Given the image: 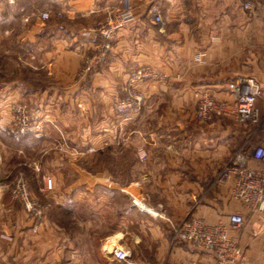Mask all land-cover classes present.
Masks as SVG:
<instances>
[{"label": "crops", "instance_id": "0c3cea01", "mask_svg": "<svg viewBox=\"0 0 264 264\" xmlns=\"http://www.w3.org/2000/svg\"><path fill=\"white\" fill-rule=\"evenodd\" d=\"M151 1L130 0L133 20L97 61L98 41L81 36V28L102 19L119 0H0V12L14 5L28 17L18 32L4 30L15 36L26 69L25 82L1 88L0 105L8 112L11 103L24 101L42 122L39 135L53 144L37 148L42 155L35 170L54 184L36 245L21 242V257L5 264H60L46 255L52 248L40 234L63 233L60 218L66 217L85 237H99L102 249L134 254L129 263L108 250L67 264H214L210 252L177 239L174 225L191 216L228 226L233 212L246 220L242 229H229L245 248V264H264V212L249 214L231 198L230 183L216 181L237 151L255 142L264 146V8L260 0H249L253 10L243 8L247 0H157L162 21L154 25L146 17ZM42 12L50 18L43 20ZM84 66L90 69L80 74ZM137 66L152 68L165 81L138 84L147 105L141 115L121 118L113 101L123 97L128 72ZM239 76L252 77L260 88L262 128L252 133L249 125L224 116L209 124L196 120L203 93L234 104L228 86ZM98 154L112 155L117 170L130 155V177L112 176Z\"/></svg>", "mask_w": 264, "mask_h": 264}, {"label": "built area", "instance_id": "2783aa9c", "mask_svg": "<svg viewBox=\"0 0 264 264\" xmlns=\"http://www.w3.org/2000/svg\"><path fill=\"white\" fill-rule=\"evenodd\" d=\"M243 8L253 10L256 6L247 0L243 3ZM56 16L60 17L61 13H56ZM133 17V6L130 0H119L117 6L106 9L102 19L97 20L93 26L80 31L83 37L97 39V61L107 56L117 34L131 23ZM146 17L154 25L161 23V12L157 0H153L149 4ZM41 18L48 20L50 14L42 12ZM20 22L25 25L28 22V17H22ZM89 69V66L82 67L80 74ZM148 81L164 82L165 76L154 72L148 66H137L129 70L127 81L123 87V97L115 98L113 101V110L117 116L131 118L141 115L147 105V100L137 85ZM228 87L234 98V104L203 93L197 101L194 112L195 119L209 124L215 116H224L235 122L257 127L261 121V110L258 106L261 92L256 81L252 77L239 76L230 82ZM9 109L13 115L12 122L20 134H38L40 132L41 122L32 119L25 103L13 102ZM137 155L140 161L146 160L145 151L139 150ZM250 161L256 162L257 165H250ZM216 181L219 184L229 182L231 198L239 202L249 214L263 213L264 146L258 145L246 151H237L231 162L219 172ZM43 183V189L51 190L53 188L51 178L43 177ZM16 194L23 202L26 212L34 219L32 229L36 230L40 222L44 220L45 206H41L32 199L24 182L18 184ZM147 210L159 216V213L151 209ZM228 222V226L222 223L209 225L199 218L187 217L175 227L173 233L177 239L210 252L214 257V264H241L244 260L242 247L239 241L230 235L229 229H242L246 220L242 213L233 212L228 216ZM112 255L118 262L129 263L128 253L123 249H114Z\"/></svg>", "mask_w": 264, "mask_h": 264}, {"label": "rangeland", "instance_id": "374dc122", "mask_svg": "<svg viewBox=\"0 0 264 264\" xmlns=\"http://www.w3.org/2000/svg\"><path fill=\"white\" fill-rule=\"evenodd\" d=\"M259 7L264 8V0H260ZM22 17H27L24 14ZM20 16V19L22 18ZM92 24H86L82 26L81 30L93 26ZM23 25V24H22ZM48 26V25H47ZM11 33L18 32L21 29V22L15 23L13 27L10 28ZM15 36H5V32L0 34V99L2 97V87L9 85L13 88L14 85L25 82V73L23 72L26 67L25 62L21 59L19 55V46L14 44ZM35 78V75L28 74L29 76ZM33 84L36 85V81L32 80ZM7 88V87H6ZM27 105L29 113L33 120L38 121L35 116L31 113V108ZM15 103V102H14ZM11 105V104H10ZM10 105L8 107H10ZM4 105H0V264L9 263L10 260L15 262L21 257V242L26 240L29 243L36 245V236L39 235V232L32 230L34 219L30 214L24 209V204L21 199L16 194V188L20 182H24L31 194L32 199L36 200L41 206H45L44 210V219L46 214L49 212L52 206V200L49 196L50 192L53 190L43 189V177H49L43 175L41 172L38 177L37 171L35 170L36 161L40 160L42 154L39 153L40 149H37L44 145L51 146L53 142L45 141L41 139L42 135H39L40 132L44 131L41 122L40 132L37 134H25L22 135L18 132L16 127L13 124V115L10 109L8 112H5L3 109ZM262 116L260 124L257 127H251L252 133L257 132L262 128ZM259 143L255 142L252 145L258 146ZM97 162L107 161V167L109 173L114 176L116 172L121 173V178L126 180L130 177L132 158H129L130 155L123 159L118 170L116 165L112 161V155L102 154L97 156ZM227 164L224 162L219 169V172ZM219 174V173H218ZM50 178V177H49ZM52 180V179H51ZM53 182V181H52ZM54 187V184H53ZM65 217V216H63ZM191 217V216H189ZM186 219V218H184ZM184 219L177 222L174 227L181 223ZM28 224V236L25 238V233L22 230V227ZM43 222V221H42ZM60 222L63 225L64 231L61 233H53L45 236L40 234L43 240L50 242L49 245L52 248V251L49 250V254L46 255L54 256L56 259H59L60 264H67L70 260L75 258H89L92 259L105 256L106 251L112 249H102L99 246L98 240L99 237L94 239L89 236H84L82 227L78 226V229L70 224L69 219L60 218ZM41 224V222H40ZM32 225V226H31ZM26 228V227H25ZM22 240V241H21ZM93 241V242H92ZM88 242V243H87ZM90 244V248H86L85 245ZM98 244V245H96ZM128 253L129 258L133 254V250L130 252L125 250ZM244 260L241 264L246 263L245 248H243ZM33 255H36L34 251ZM15 260V261H14ZM19 264V261L18 263Z\"/></svg>", "mask_w": 264, "mask_h": 264}, {"label": "trees", "instance_id": "16d2710c", "mask_svg": "<svg viewBox=\"0 0 264 264\" xmlns=\"http://www.w3.org/2000/svg\"><path fill=\"white\" fill-rule=\"evenodd\" d=\"M21 12L18 6H10L9 9H4L0 12V34L4 32L6 28L13 27L15 19L20 18ZM50 21V20H49Z\"/></svg>", "mask_w": 264, "mask_h": 264}]
</instances>
